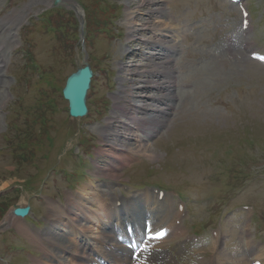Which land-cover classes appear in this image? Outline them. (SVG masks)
Returning a JSON list of instances; mask_svg holds the SVG:
<instances>
[{
	"label": "rangeland",
	"instance_id": "rangeland-1",
	"mask_svg": "<svg viewBox=\"0 0 264 264\" xmlns=\"http://www.w3.org/2000/svg\"><path fill=\"white\" fill-rule=\"evenodd\" d=\"M244 1L252 18L246 32L227 0H63L58 6L54 0H0V221L16 203L32 206L21 228L6 223L15 229L0 234V264H42L49 250H60L63 241L57 243L52 231L42 246L23 228L35 230L32 218L46 231L56 219L49 203L58 207L70 193L82 192L86 175L100 180L108 201L119 196L120 183L128 184L130 196L152 183L185 191L191 204L187 228L198 241L171 239L162 264H252L264 257V65L250 57L252 50L264 51V0ZM158 8L149 21L153 31L129 34L144 26L128 17L140 13L148 20ZM139 38L155 39L158 47ZM146 54L152 55L141 60ZM85 59L95 74L89 114L77 120L69 116L62 88ZM156 79L173 82L167 89L171 114L144 125L155 129L144 142L148 152L116 158L102 136L105 126L131 131L121 120L144 113L133 105L163 94L134 87L158 86ZM136 97L141 103L131 105ZM115 111L122 113L117 119ZM107 182L117 186L107 189ZM246 204L255 212L240 211ZM95 217L87 224L100 235Z\"/></svg>",
	"mask_w": 264,
	"mask_h": 264
},
{
	"label": "bare ground",
	"instance_id": "bare-ground-1",
	"mask_svg": "<svg viewBox=\"0 0 264 264\" xmlns=\"http://www.w3.org/2000/svg\"><path fill=\"white\" fill-rule=\"evenodd\" d=\"M160 2H168V0H160ZM159 3V2H158ZM71 5V4H70ZM156 12L157 14L161 12V10L155 9L154 11H149V18L148 20H143V18L141 17L140 13H136L134 16L128 17L131 20L135 21V22H141V24H143V28L142 29H137V30H133L131 29L129 31L130 35L136 36V34H140L139 31H143L145 30H152L153 31V27L150 28L151 26H149V21L152 18V13ZM129 15V14H128ZM140 15V18H139ZM142 19V21H141ZM153 19V18H152ZM1 22V21H0ZM4 23V20L1 22ZM173 24V23H172ZM3 25V24H2ZM148 25V26H147ZM5 27V25H4ZM8 29V28H6ZM6 31V30H5ZM180 36V35H178ZM177 36V37H178ZM138 40V42H142L144 44L150 45L153 44L154 46L158 47L157 45H155L154 40H151V38H145V39H141ZM3 43L0 42V84L2 83V79L5 76V74L2 73V69L5 67H3V63H4V58L2 57L3 54L1 55V53H3ZM155 49V47H153V50ZM136 50H139L138 48H136ZM134 52V51H132ZM132 54V53H131ZM152 54H155L154 52H152ZM151 54V55H152ZM151 55L147 54L146 56L142 57L141 60H145V59H149L151 57ZM143 66V65H142ZM148 74V73H146ZM141 75V73H140ZM142 76L144 77V74H142ZM123 79H126V77H122ZM160 79V78H159ZM144 80V79H143ZM145 81V80H144ZM155 81V80H154ZM157 81V79H156ZM128 82H132V81H128ZM142 85L144 84L143 81H139V84ZM147 83V82H146ZM153 83V80L150 82ZM158 83V81H157ZM158 86H154L150 85L149 86H135L134 89L136 91H143L145 92V89H152L153 91H163V94L161 96L158 95H154L157 98H154L152 95H150V97H146L143 96L142 99L144 104L148 101V100H152L154 102L159 103V105H165V107H163L164 109L159 108L160 106H157L154 104V102H152L151 104H147V105H142V104H137L141 103L142 99H132L130 100L131 105H133V102L136 101V106L133 105L132 109H135L136 112L139 114L141 110H151L152 113L147 112V114L144 115H131L133 117L130 118L133 119L132 122H130L129 119L128 122H124L126 120H121L122 123H125L126 127L127 125L129 126V128H131L130 130H127L129 132H121L120 129H118L117 127H115V125H113L111 122L105 126L106 129H104V133L102 134L103 138L105 140H109L108 142H111V146L112 149L114 150L115 153H118L119 157H123L124 159H132L133 154H136L138 150H141L143 152H148V145L145 142L146 139H148L149 137H152L151 135H155V129H152L151 126H144L146 125V123H148V121L154 120V119H160L159 117L161 116V119L165 116H168L169 114H171V110H173L174 105H173V99L171 98L170 100H168V98L170 97L171 92H167L168 88L172 86L173 82L170 80L169 81V85H168V81H159ZM134 85H138L135 84ZM168 85V86H167ZM163 86V87H162ZM126 87V85H125ZM123 86V89H126ZM133 87V86H132ZM131 87V88H132ZM145 87V88H144ZM130 88V87H129ZM172 91V89H171ZM132 92H129L128 94L131 95ZM121 94V93H119ZM164 96V97H163ZM119 97V99L121 98V96H117V98ZM163 97V99H158ZM171 102V103H170ZM116 108L118 109V105H116ZM140 110H138V109ZM156 113H160V115L156 114ZM119 115H122L119 114ZM118 112L115 111L114 113V118L117 119V117L119 116ZM158 115V116H155ZM114 120V119H113ZM136 120H140V122L137 125H132V123H134L133 121ZM145 120V121H144ZM122 127V126H120ZM126 129V128H125ZM152 130V131H151ZM141 133V134H140ZM142 133H145L142 134ZM125 139L126 142L125 144H119L118 141H120L119 139ZM132 141L135 142V144H139V149H134L133 147H130V143H132ZM113 165V164H112ZM116 168H112V170H114ZM117 170V169H116ZM116 175V174H115ZM118 175V174H117ZM98 179H94L92 178L89 182L88 185H86L84 188L82 187V192H78V193H70V196L68 197V199H66V203L61 205L59 208L57 206H51V203H49V206L51 207V212L52 214L55 215L56 220L55 222L51 223V227L52 230L54 231V234L59 235V238L57 241V243H60L61 240L63 242H61L59 244V246L61 247L60 250L58 251H52L49 250V252L53 253L52 259H47L46 261H42L40 260V262L42 264H92L89 259L92 258V253L95 254L94 251H96L97 255L102 256L103 258H108V260H112L114 262H116L117 264H132L133 260H132V250L119 245V243L115 242L113 243L112 238L114 237L115 234H113V230L110 231L109 230V221H111L113 223V221L115 222V217L113 214H111V212L109 211V209L104 208V201L102 199L103 196H101L100 192V196L99 194L97 196H99V203H101V207L99 205H97L96 201H95V196L94 198H92V195L94 193V191L97 189V187H99L100 185L97 183ZM145 195V197L143 198V196H135L133 198H131V200H129L128 205L125 206L126 202H123V208L122 211L125 212V210H129L130 212V216L132 218L133 224L136 227V233L138 232L137 229L140 227V225H142V219L144 218V223L146 221L147 218H145V212L143 211V209L141 208L140 204L141 202L144 201H149L151 199V197H153V195L151 193H146L143 194ZM118 198H116L117 202ZM53 204V203H52ZM88 204L91 205L88 206ZM115 204V203H114ZM150 209L151 208H155L156 210L161 211L160 213V218L159 220L161 222H164L167 219H170L171 216V211L169 210H164V209H160L163 208V204L162 202L156 201L153 203H150ZM92 206H95L94 208H92ZM75 209V210H74ZM116 210H114V213L116 215H118L121 212V209L118 208L116 206L115 208ZM143 212V213H142ZM104 215V218L106 220V222H102L101 221V217H97V221L99 222V227L97 229H101L103 232L100 235H97L94 231L95 230L93 228V226H88L87 222L90 221L92 218L96 219L95 215ZM143 214V216H142ZM87 216H89L87 218ZM91 217V218H90ZM90 218V220H88ZM21 220L17 219L16 217H14L13 215H8L6 220H5V226L6 223H13L15 224V226H18V228H21ZM125 218L123 217V219H121V224H122V229L125 227L126 228V223H125ZM155 222H157V218L153 220V223L155 224ZM87 224V227H86ZM165 224V223H164ZM9 226V225H8ZM7 226V227H8ZM95 226V224H94ZM93 229H92V228ZM112 229V228H111ZM124 230V229H123ZM23 232H25L33 241L41 244L42 246H44L45 244L42 241V237L38 236L37 233H32L31 231H27L26 228L24 230L23 228ZM62 232V233H59ZM67 232V233H65ZM123 234H127V231L123 232ZM73 236L74 240L77 241V239H82V242L77 243L76 245H73L75 243V241L71 238ZM98 238L100 239V242H111L112 245V249L110 251H108L106 248H102L99 250H92L93 252L91 254H89L88 251H90L93 247L95 248V246L98 244ZM101 242V243H102ZM96 244V245H95ZM95 245V246H93ZM46 248V247H45ZM161 246L158 247L156 249V251L154 252V255L152 256V260L147 263V264H159V261L161 259V256L164 254V252H161ZM153 257H155V259L153 260Z\"/></svg>",
	"mask_w": 264,
	"mask_h": 264
},
{
	"label": "water",
	"instance_id": "water-1",
	"mask_svg": "<svg viewBox=\"0 0 264 264\" xmlns=\"http://www.w3.org/2000/svg\"><path fill=\"white\" fill-rule=\"evenodd\" d=\"M92 76L91 65L86 60H83V66L79 67L76 72L68 77L63 89V95L69 101V113L71 117L81 118L88 113L86 97L91 85ZM28 209V207H19L15 209V213L25 215Z\"/></svg>",
	"mask_w": 264,
	"mask_h": 264
}]
</instances>
